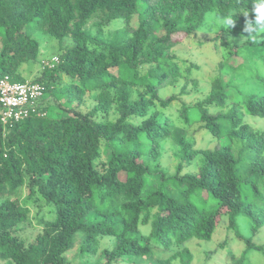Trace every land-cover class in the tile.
Wrapping results in <instances>:
<instances>
[{
  "label": "trees",
  "instance_id": "16d2710c",
  "mask_svg": "<svg viewBox=\"0 0 264 264\" xmlns=\"http://www.w3.org/2000/svg\"><path fill=\"white\" fill-rule=\"evenodd\" d=\"M258 4L0 0L1 75L29 81L21 68L40 63L35 30L60 48L67 40L74 44L32 80L45 87V115L9 127L0 120V264H192L189 243L212 242L221 228L224 239L206 251L204 264H245L251 249L263 248L246 233L264 227V130L248 120L264 119V74L246 72L238 46L223 42L227 52L219 50L206 99L183 104V126L164 113L192 94L188 88L197 89L193 70L201 69L177 57L182 42L176 36L195 37L210 13L239 11L254 27ZM96 18L97 31L90 26ZM113 21L122 28L106 39L102 24ZM238 70L246 80L237 74L227 81ZM63 75L69 79L65 102L50 113L46 93ZM87 96L94 106L82 111ZM201 130L214 147H196ZM167 145L177 162L173 175L162 164ZM192 164L198 173L182 174ZM32 209L50 218L28 244L19 233ZM105 239L110 247L103 248Z\"/></svg>",
  "mask_w": 264,
  "mask_h": 264
},
{
  "label": "rangeland",
  "instance_id": "374dc122",
  "mask_svg": "<svg viewBox=\"0 0 264 264\" xmlns=\"http://www.w3.org/2000/svg\"><path fill=\"white\" fill-rule=\"evenodd\" d=\"M239 11L231 16L224 17L218 13H210L206 16L204 22L201 23V28L198 30L196 36L189 39L185 38L184 35L176 36V39H181V44H178L174 52L180 60L186 61L188 63H195L200 66V70H193V76L197 78L198 87L194 91L188 88V91L192 93L190 96H180L181 86L174 90V93L180 96V100L174 102L171 107L164 109L165 115L173 116L174 120H179V112L183 108V104L192 105L199 101H203L209 94L210 91V78L214 73L216 68V61L219 60L218 54L219 50L226 53L224 49V43L229 45L238 46V55L240 56V62L245 59L246 61V72L253 71L255 73L264 74V31L255 29L254 27H249L251 23L243 22L239 17ZM231 20L232 24L229 25L228 21ZM101 23L100 18H96L91 24L97 25ZM118 21H113L112 23H103V35L106 39L112 38L117 30L122 28L121 24L115 25ZM139 23L138 15L134 18L133 26H137ZM252 26V25H251ZM234 28V29H233ZM98 27L95 26L97 31ZM3 30L0 29V36ZM34 37L38 40L40 48V63L37 64H25L21 68L23 76L32 81L34 77H38L42 73V67L44 62H50L53 58H60L69 47H72L73 41L67 40L63 44V48H60L59 42L50 35H44L39 31H33ZM220 35L223 37L220 41L217 39L210 41L211 38ZM203 43V44H200ZM223 44V45H222ZM2 42L0 39V47ZM226 55V54H225ZM243 58V59H242ZM185 67V65L181 64ZM237 74L242 75L241 81L246 80V73L242 70H238L234 73L227 75V81ZM233 79V83H238V78ZM55 83L48 94L46 93V100L50 105V113L54 111V105L62 104L65 102L66 93L69 88V79L65 75L61 78L56 79ZM173 89H169L167 95L172 94ZM74 106L76 104H73ZM72 105V106H73ZM94 106L93 98L90 96L86 97V104L81 106L79 109L82 111H89ZM58 112H62V108H57ZM249 122L254 127L255 130L263 131L264 130V119L258 117H248ZM181 126L183 122L179 120ZM199 124H196L193 127V130H197ZM196 140V147H214L215 141H213L210 134L205 130L198 131L194 134ZM174 148L171 145L166 146L165 156L162 159V164L164 169L170 174L173 175L176 172V160L173 156ZM198 173V166L192 164L189 167H186L182 174L184 173ZM50 218V214L45 212L41 213L38 209H32L31 222L22 226V230L19 233L20 236L28 242V244L34 243L37 236L42 232L44 227V221ZM247 226L243 224V229ZM225 228H221L215 235L212 242L201 243L198 241H192L189 243L188 247L193 254V263L192 264H204L206 259V251H213L218 243L224 239L223 234L225 233ZM247 236L253 238L254 244L257 246H262V249L253 248L246 254V263L245 264H264V227L259 231L258 234L251 236L253 234L252 230H249ZM111 242L107 239L103 241V248L110 247ZM242 245L237 250V255L242 251ZM246 246H244V250ZM101 253L97 255V260L100 257ZM73 255L70 256L72 258ZM150 261L144 262L142 264H149ZM176 264H181L180 261H176Z\"/></svg>",
  "mask_w": 264,
  "mask_h": 264
},
{
  "label": "built area",
  "instance_id": "2783aa9c",
  "mask_svg": "<svg viewBox=\"0 0 264 264\" xmlns=\"http://www.w3.org/2000/svg\"><path fill=\"white\" fill-rule=\"evenodd\" d=\"M60 63V58H53L44 62V68H54ZM45 96V87L40 83L28 81L25 83L13 82L10 76L0 74V120L5 127L24 121L40 112L41 101Z\"/></svg>",
  "mask_w": 264,
  "mask_h": 264
},
{
  "label": "clouds",
  "instance_id": "9594fccd",
  "mask_svg": "<svg viewBox=\"0 0 264 264\" xmlns=\"http://www.w3.org/2000/svg\"><path fill=\"white\" fill-rule=\"evenodd\" d=\"M257 19L255 21V26L258 27L260 31H264V0H259V4L256 7ZM228 24L231 25L232 21L229 20ZM253 27V26H249Z\"/></svg>",
  "mask_w": 264,
  "mask_h": 264
}]
</instances>
